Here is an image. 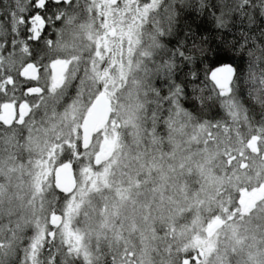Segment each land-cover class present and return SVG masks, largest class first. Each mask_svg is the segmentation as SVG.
Listing matches in <instances>:
<instances>
[{"label":"snow or ice","instance_id":"1","mask_svg":"<svg viewBox=\"0 0 264 264\" xmlns=\"http://www.w3.org/2000/svg\"><path fill=\"white\" fill-rule=\"evenodd\" d=\"M0 264H264V0H0Z\"/></svg>","mask_w":264,"mask_h":264},{"label":"trees","instance_id":"2","mask_svg":"<svg viewBox=\"0 0 264 264\" xmlns=\"http://www.w3.org/2000/svg\"><path fill=\"white\" fill-rule=\"evenodd\" d=\"M212 47H215V45H213ZM210 55H212L213 58L215 59V54L214 53H210ZM232 56H233V53L229 52L226 55H222V59H223V61L228 62L232 58ZM238 63H239V61H238ZM241 66L243 67L244 65L241 64Z\"/></svg>","mask_w":264,"mask_h":264}]
</instances>
